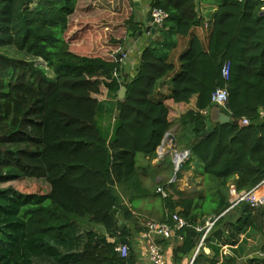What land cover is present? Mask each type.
Wrapping results in <instances>:
<instances>
[{
	"label": "trees",
	"instance_id": "trees-1",
	"mask_svg": "<svg viewBox=\"0 0 264 264\" xmlns=\"http://www.w3.org/2000/svg\"><path fill=\"white\" fill-rule=\"evenodd\" d=\"M123 1L0 0V264L19 254L15 264H137L131 242L127 256L116 250L132 236L120 223L133 221L118 191L129 195L138 156L155 157L176 125L191 151L177 177L196 159L206 191L162 196L164 222L173 225L178 213L188 223L175 230L182 244L174 264L200 246L198 228L208 220L215 224L193 264H264V205L228 211L231 186L248 191L264 180V4L223 0L206 47L192 37L205 20L197 0H155L152 7L168 13L162 34L192 37L189 49L177 70L150 44L131 78L117 54L140 28ZM226 61L229 102L221 111L232 122H211L208 132ZM166 83L169 94L159 93ZM22 182L39 191L13 187ZM259 233L263 245L251 247ZM27 243L38 260L25 253Z\"/></svg>",
	"mask_w": 264,
	"mask_h": 264
},
{
	"label": "crops",
	"instance_id": "crops-1",
	"mask_svg": "<svg viewBox=\"0 0 264 264\" xmlns=\"http://www.w3.org/2000/svg\"><path fill=\"white\" fill-rule=\"evenodd\" d=\"M197 3L200 9L205 12V20L193 29L192 37L198 36L207 47L211 34L210 25L215 19L217 9L223 4V0H197ZM123 4L130 5L131 15L133 16L131 18L140 28L127 36L120 50V56L126 54L125 62L122 63L126 73L131 78L136 76L142 54L150 44H153L154 48L158 47L160 57L168 62H173L176 69L179 70L181 58L189 49L192 37H182L172 30L167 31L164 36L161 29H157L155 34H146L144 29L146 22L151 19L152 0H124ZM139 32H142L141 36L138 34ZM168 89L169 86L166 83L159 89V93L167 95L169 94ZM179 130L180 125H176L169 131L176 138L178 148H175V144L170 141L165 147L157 151L155 157H143L141 165L138 164L136 177L132 181L133 185L130 183L128 185L130 188L125 187L129 195L123 194L124 189L122 188L118 191L123 198V208L132 211L133 214V221L131 223L127 221L125 227L129 225L131 228L132 236L129 242L136 251L137 264H145L147 261V248L140 238V233L144 229V227H141L143 221L153 219L164 222L169 218L162 195L157 197L159 195L158 188H162L168 195H172L176 199L185 198V196L197 197L198 194L206 191L205 177L200 171L201 162L196 159L191 161L190 170L183 171L182 175L177 177L180 168L179 170L176 169V161L184 156L179 165L181 167L190 158V155L186 154L188 149L180 141ZM132 198L133 203L131 202ZM135 203H138V206ZM97 227L102 228L101 234H105L104 227ZM159 242L169 261L174 264V250L182 244V239L174 234L170 240L160 239ZM203 248L207 254H210L209 249ZM196 250L193 254L185 257L181 264H189ZM227 251L229 252V249Z\"/></svg>",
	"mask_w": 264,
	"mask_h": 264
},
{
	"label": "built area",
	"instance_id": "built-area-1",
	"mask_svg": "<svg viewBox=\"0 0 264 264\" xmlns=\"http://www.w3.org/2000/svg\"><path fill=\"white\" fill-rule=\"evenodd\" d=\"M237 1L244 2L245 0ZM257 1H260L264 4V0ZM154 2L155 0H152V5L154 4ZM150 17L153 19V22L156 23L157 27L161 29L164 26L166 19L168 18V13L162 9L151 7ZM119 54L120 52L117 54L119 61L121 63L125 62L126 54L122 56H120ZM231 67L232 65L230 61H226L222 67V78L226 83V86L217 88L212 95V103L215 109L223 110L227 107V104L229 102V90L227 84L229 83V80L231 78ZM261 117L264 119L263 112H261ZM243 124L248 125L249 121L245 119L243 121ZM157 192L162 194L164 198L168 197V193L162 188H158ZM229 201L231 205L228 211L233 210L237 207H242L243 205H247V207L251 208H260L264 205V180L248 191L238 192L234 186H231L229 191ZM143 222L144 229L140 233V238L145 243L147 248V261L145 264H173L167 258L163 247L159 243V240H170L175 234L176 229H181L188 225L187 221L178 213H175L172 215L173 225L153 219H145ZM214 224L215 221L208 220L203 228H198L199 231L205 230V233L200 246L197 248L189 264L194 263L196 257L200 252V248L203 246L204 241L207 235L212 230ZM128 249L129 248L124 245L118 247L116 250L125 257L128 255ZM225 252L226 251H224V254H227Z\"/></svg>",
	"mask_w": 264,
	"mask_h": 264
},
{
	"label": "rangeland",
	"instance_id": "rangeland-1",
	"mask_svg": "<svg viewBox=\"0 0 264 264\" xmlns=\"http://www.w3.org/2000/svg\"><path fill=\"white\" fill-rule=\"evenodd\" d=\"M122 8V7H121ZM102 12H104V11H99V12H96V13H93V14H91V16H97V15H99L100 13H102ZM84 15V17H87L85 14H83ZM106 33H108L109 35H108V38H107V40L110 38V37H112V36H110L111 34H116L112 29L109 31V32H106ZM118 35H120V34H118ZM105 38H106V36H105ZM105 38L103 39V40H105ZM102 40V41H103ZM101 41V42H102ZM93 52H95V51H93ZM40 63L41 64H44L45 65V63H43L42 61H40ZM51 73V72H50ZM51 75H52V73H51ZM107 124V123H106ZM143 155H139L138 156V164H139V166L141 165V161L143 160ZM8 186H10V185H4V187H8ZM15 189H17V190H19V191H21V192H38L39 191V188H40V185L39 184H34V183H32V184H30V183H28V182H22V183H20V184H15L14 186H13ZM161 196V194H159L157 197H160ZM162 197V196H161ZM35 202H36V200L34 201H31V203H33V204H35ZM137 206H138V203H135ZM14 217H17V215H15ZM141 220V219H140ZM139 220V221H140ZM141 222V221H140ZM138 225H140V223H138ZM141 226V225H140ZM139 226V227H140ZM142 228H143V226H141ZM134 228V227H133ZM96 229H97V232H99V233H101V229L102 228H100V227H96ZM17 232H19V229H17ZM19 233H21V231L19 232ZM251 241V244H250V246L251 247H257V248H259L261 245H263V237H262V235L259 233L258 235H257V237L254 239V240H250ZM28 244V243H27ZM26 244V247L24 248L25 250H26V252L25 253H29V255H30V257H32V260H38L39 258H37V257H33V255H36L37 254V251L33 248L34 246L33 245H27ZM229 249V252H230V248H228V246L226 247H223V255H227V254H224V251H227ZM228 251L227 252H225V253H229ZM25 255H23V254H19L16 258L17 259H15V261H13V262H11L10 264H15L16 262H19L20 260H22V258L24 257ZM30 257H29V259H30ZM25 259H26V257H25ZM221 261L223 262V259H221ZM242 262L243 261H239L237 264H242ZM221 263V262H220Z\"/></svg>",
	"mask_w": 264,
	"mask_h": 264
},
{
	"label": "water",
	"instance_id": "water-1",
	"mask_svg": "<svg viewBox=\"0 0 264 264\" xmlns=\"http://www.w3.org/2000/svg\"><path fill=\"white\" fill-rule=\"evenodd\" d=\"M157 29H160L157 27L156 23L153 22V19L151 18L148 22H146L145 24V29L144 32L146 34H155ZM140 36L142 35V32L138 33ZM126 95V88L122 87L121 91H120V98H124V96ZM220 122L221 124H229L232 122V119L230 116L226 115L225 113H223L220 109H214L212 111V116H211V121L208 122V132H211L212 129V123L211 122ZM236 123V122H235ZM172 141V143L175 144V148H178V143L176 138L174 137V135L170 132H168L165 137L164 140L162 142V145L159 147L158 150H161L163 147H165L168 142ZM187 155L191 154V151H187L186 153ZM184 156L181 157V159H178L176 161V169L179 170V165L182 162ZM247 207V205H243L241 207V211H243L245 208ZM123 227H125V223H120ZM118 243L120 244H124L127 245L129 243V239L127 238H121L120 240H118Z\"/></svg>",
	"mask_w": 264,
	"mask_h": 264
}]
</instances>
